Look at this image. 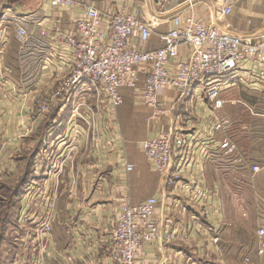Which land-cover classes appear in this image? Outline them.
Wrapping results in <instances>:
<instances>
[{
  "label": "crops",
  "instance_id": "0c3cea01",
  "mask_svg": "<svg viewBox=\"0 0 264 264\" xmlns=\"http://www.w3.org/2000/svg\"><path fill=\"white\" fill-rule=\"evenodd\" d=\"M76 2L71 15L47 0H0V30L6 27L9 39L0 52V75L6 77L0 85V264H6L7 253L12 264H112L115 212L125 199L136 205L152 196L159 200L157 217L170 237L140 246L141 264H264L258 234L264 228V84L244 82L239 75L218 94L226 101L221 109L214 108V97L195 98L184 112L155 119L140 102L142 79L139 91L122 90L125 101L115 109L117 121L70 118L71 106L62 104L41 114L35 96L49 95L70 69L57 48L55 29L77 34L74 18L85 6L110 14L127 5L153 25L150 41L137 44L147 51L163 46L161 35L171 28L172 12L184 6V0ZM226 2L232 12L224 16ZM193 11L224 31L253 39L264 34V0H199ZM20 27L27 31L21 42L11 35ZM176 94L162 89L159 97L171 107ZM174 122L183 129L211 125L213 133L196 152L194 173L181 172L177 185L168 188L141 143ZM53 157L60 164L49 167ZM127 163L134 164L132 171ZM226 174L237 175L236 215L224 202V190L230 189H225ZM250 188L253 196L247 197ZM210 192L214 197L204 199L202 193ZM47 219L51 230L40 239L37 232Z\"/></svg>",
  "mask_w": 264,
  "mask_h": 264
},
{
  "label": "built area",
  "instance_id": "2783aa9c",
  "mask_svg": "<svg viewBox=\"0 0 264 264\" xmlns=\"http://www.w3.org/2000/svg\"><path fill=\"white\" fill-rule=\"evenodd\" d=\"M47 1L56 10L76 14V0ZM198 1L184 0V6L172 12L171 28L161 35L163 46L149 51L140 49L137 44L150 41L153 25L132 13L127 5L110 14L95 6H85L74 18L77 34L55 29L57 48L68 57L65 63L70 64V69L49 95L35 96L38 111L48 113L60 103L64 107L70 102L74 113L81 115L79 95L92 91L103 95L110 111L114 112L125 101L122 90L139 91L144 79L140 102L152 108V118L158 119L163 114L172 116L177 110L184 112L195 98L206 101L214 97V108L221 109L226 101L218 98V94L239 75L250 84H264V34L253 39L224 31L211 20L194 13ZM231 12L232 7L226 2L221 14L227 16ZM48 31L44 29L42 34L48 35ZM18 32L27 34L24 27ZM6 39L7 28L4 27L0 30V52ZM162 89L176 91L171 107H166L159 97ZM178 117L180 119L181 115ZM201 128L188 126L183 129L174 122L167 131L142 141V151L168 188L177 185L181 172L194 173L196 152L213 133L211 125ZM116 137L119 142L120 136ZM203 148L201 152L205 156L208 151ZM125 167L132 171L135 166L127 163ZM260 169L259 165L253 167L255 173ZM185 188L191 191V185ZM202 196L207 200L213 198L214 193H202ZM158 205L159 200L154 196L136 205L127 199L122 201L111 224L112 264H141L137 258L140 246L168 240V226L157 217ZM50 230L51 220L47 219L37 235L42 239ZM258 234L264 245V228H259ZM218 240L215 237L214 241ZM259 253L264 254V249L260 248Z\"/></svg>",
  "mask_w": 264,
  "mask_h": 264
},
{
  "label": "rangeland",
  "instance_id": "374dc122",
  "mask_svg": "<svg viewBox=\"0 0 264 264\" xmlns=\"http://www.w3.org/2000/svg\"><path fill=\"white\" fill-rule=\"evenodd\" d=\"M11 35L12 36H14V37H16V39L15 40H17V41H22L23 39H24V37L23 36H26V35H22V36H20L19 34H18V32H17V34L14 32V31H11ZM7 39H8V36H7ZM5 40V41H8V40ZM3 46V45H2ZM2 48H4V47H2ZM9 57H10V55H9ZM13 59V58H12ZM14 60H15V57H14ZM7 61H8V59H7ZM4 77H5V75H4ZM64 78V76L63 77H61L59 80H58V82L56 83V85L54 86V88H53V90L54 89H56V87H57V85H58V83H59V81L61 80V79H63ZM5 79H6V77L5 78H1V75H0V85L1 86H4V84H5ZM244 82H245V80H243ZM244 82H242L243 84H246V83H244ZM247 85V84H246ZM28 92H29V90H28ZM90 92H91V94H92V96H93V98H90V95H88V94H90ZM88 93V94H87ZM86 94H84V95H80V96H82V97H80L81 98V103H82V106H81V108H80V112H81V115H77V114H75L74 112V107L72 106V103H70V102H68L67 103V106H69L70 107V109H71V111H70V115H69V117L70 118H73V117H78V119H80V120H82V121H85V120H83V119H85L87 116L89 117V119H90V121H117V119H116V115H115V111L114 112H112V111H110V109H109V107H108V103H107V101H106V98L103 96V95H97L95 92H92V91H89V92H87ZM41 95V94H40ZM86 95V96H85ZM7 96H9V95H7ZM41 96H43V95H41ZM61 104V103H60ZM144 105V104H143ZM145 106V105H144ZM58 107V106H57ZM57 107L55 108V109H57ZM55 109H53V110H55ZM152 109V108H151ZM52 110V111H53ZM153 110V109H152ZM52 111H50V113L52 112ZM92 117V118H91ZM56 155H57V152H56ZM55 155V156H56ZM57 157V156H56ZM52 158L50 161H49V163H48V166L49 167H51V166H56V165H58V164H60V161H57L58 159L57 158ZM147 158V157H146ZM66 159H68V158H65L64 160L66 161ZM148 159V158H147ZM63 160V159H62ZM149 160V159H148ZM150 161V160H149ZM151 162V161H150ZM69 165L70 164V160L68 159L67 160V162H65V164L64 165ZM151 164L153 165V163L151 162ZM153 167H154V165H153ZM154 170H155V168H154ZM156 171V170H155ZM157 172V171H156ZM158 173V172H157ZM159 174V173H158ZM160 175V174H159ZM237 178V175H234V174H226L225 175V189H227L228 187H230V189L229 190H224V193H223V195H224V202H225V205L227 206V208L229 209V212H230V215L231 214H233V213H235V215H236V211H237V199H234V194H235V196H237V181L235 180ZM247 187H249V186H247ZM246 190V189H245ZM253 192H252V189L250 188V190H248V191H246V196L247 197H250V196H253V194H252ZM18 196H20V195H18ZM153 197V196H152ZM150 198V197H149ZM119 209V208H118ZM120 210V209H119ZM119 212V211H118ZM116 214H117V211L115 212ZM115 214V215H116ZM25 217L24 218H26V215H24ZM231 217H235V216H231ZM19 233V232H18ZM8 251V250H7ZM9 252V251H8ZM5 258H8V260H6L5 261V263L6 264H12V261L13 260H11V256L9 255V253H7V254H5V255H3Z\"/></svg>",
  "mask_w": 264,
  "mask_h": 264
},
{
  "label": "trees",
  "instance_id": "16d2710c",
  "mask_svg": "<svg viewBox=\"0 0 264 264\" xmlns=\"http://www.w3.org/2000/svg\"><path fill=\"white\" fill-rule=\"evenodd\" d=\"M18 192H19L18 194H20V193H21V191H20V190H19ZM23 192H24V190H23Z\"/></svg>",
  "mask_w": 264,
  "mask_h": 264
},
{
  "label": "water",
  "instance_id": "95a60500",
  "mask_svg": "<svg viewBox=\"0 0 264 264\" xmlns=\"http://www.w3.org/2000/svg\"><path fill=\"white\" fill-rule=\"evenodd\" d=\"M155 1H158V0H155Z\"/></svg>",
  "mask_w": 264,
  "mask_h": 264
}]
</instances>
